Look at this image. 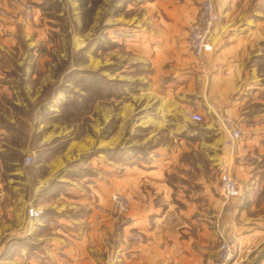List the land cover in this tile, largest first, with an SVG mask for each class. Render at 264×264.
<instances>
[{"label": "crops", "instance_id": "1", "mask_svg": "<svg viewBox=\"0 0 264 264\" xmlns=\"http://www.w3.org/2000/svg\"><path fill=\"white\" fill-rule=\"evenodd\" d=\"M182 1L169 9L167 0H144L140 9H122V21L119 16L109 21L128 35L122 47L133 55L132 62L144 65L139 78L147 84L139 103L123 107L129 115L138 105L139 114L124 119L121 137L128 138L127 125L148 131L142 141L154 146L147 159L116 169V134L103 128L115 117L114 103H98L88 142L94 154L73 165L75 144L70 155L57 154L31 168L44 170L42 178L14 182L13 167L7 181L0 178V264H211L228 230V213L244 221L264 186V169L258 174L264 157V74L259 70L264 9H242L245 0L239 8L241 0H218L212 51L201 71L187 41L196 7ZM3 32L11 35L14 22L0 18L2 39ZM7 70L0 69V104L2 95L14 104ZM190 111L203 121L191 119ZM226 119L241 130L231 143ZM229 163L242 189L235 207L219 192L220 167ZM115 189L130 200L129 213L119 223L108 216ZM28 206L41 215L31 218ZM130 229L141 231L145 242L129 241ZM262 236L242 233L236 259Z\"/></svg>", "mask_w": 264, "mask_h": 264}, {"label": "rangeland", "instance_id": "2", "mask_svg": "<svg viewBox=\"0 0 264 264\" xmlns=\"http://www.w3.org/2000/svg\"><path fill=\"white\" fill-rule=\"evenodd\" d=\"M189 1L196 7L197 17L203 2L207 0ZM209 1L219 19L218 0ZM142 2L144 0H0V9L5 12L0 14V18L14 22V32L11 35L3 32V39L7 37L9 40L3 42L0 38V69H8V80L14 83V104L11 98L4 95V104H0L2 182L8 180L7 174L11 167L14 168V182L23 183L27 177L42 178L44 170L34 171L31 168L40 162L45 165V162L57 154L70 155L75 144L81 149H74L76 158H73V165L74 161H82L84 156L94 154L88 142L92 134V123L97 117L96 106L98 103L106 104L107 101L114 103L115 117L103 128L106 131L109 128V131L116 134V169H121L124 164H139L147 159L148 151L154 146L152 141H142L148 131L136 127L132 129L127 125L124 133L128 138L122 141L121 137L124 119L138 117L139 114L138 105L133 109L135 115L133 111L126 114L123 107L139 103V91L147 84L144 79L139 78L144 73V65L132 62L133 55L126 53L122 47L123 40L128 35L121 25L109 23L117 16L122 21V9H140L139 3ZM181 2L183 1L167 0L165 4L169 9H174ZM241 2L242 0L237 3L238 8L242 6ZM254 6L256 9H264V0H245L241 8L252 9ZM21 17L24 21L20 20ZM196 17L187 25V30ZM259 46L260 56L264 57V40ZM114 49L119 55H108ZM206 54L199 59L193 54L201 71L205 69L203 61ZM123 55L126 61L130 57V62L124 61ZM259 63V70L264 74V60ZM227 121L226 119L225 122ZM234 127L241 135L236 123ZM79 150H83V153H77ZM26 156L30 157L29 162L25 160ZM231 164L229 163L232 173ZM259 166L258 174L261 177L264 157ZM260 189L257 200L248 208L244 221L228 213L230 222L228 221L225 234L234 235L239 243L242 233L253 232L256 237L263 236L250 241L246 252L225 264H231L235 259L234 264H264V186ZM113 192L123 194L129 202L128 211L114 220L110 215L109 198L108 216L119 223L129 213L130 200L120 189ZM241 197L226 202L235 207L232 202ZM29 207L38 210L33 206ZM38 211L37 216L30 217L41 215V210ZM230 224L233 227H229ZM137 233L143 237L140 242L127 237L135 245H141L145 242L141 231L130 229L128 234ZM218 246L219 241L211 264H215Z\"/></svg>", "mask_w": 264, "mask_h": 264}, {"label": "built area", "instance_id": "3", "mask_svg": "<svg viewBox=\"0 0 264 264\" xmlns=\"http://www.w3.org/2000/svg\"><path fill=\"white\" fill-rule=\"evenodd\" d=\"M4 11L0 9V14ZM5 13V12H4ZM218 19V13L213 9L212 4L209 0L204 1L202 8L197 15L193 23L188 27L187 30V41L189 48L192 53L198 59L204 54L212 51L211 33L215 22ZM189 116L194 121H203L202 115L190 111ZM228 129L230 130V137L228 143L239 138V130L234 127V123L230 120L227 121ZM25 160L30 161V157L26 156ZM219 192L225 201L237 199L242 196V189L238 181L234 178L231 173V169L228 165L223 164L220 167L218 175ZM111 209L110 215L112 219L117 220L122 217L129 208V202L127 198L118 192H113L110 195ZM38 210H34L32 207L28 208V214L30 216H37ZM129 238L140 242L143 237L141 234H128ZM240 246L239 241L234 235H221L219 239L218 252L215 258V264H225L232 260L236 251Z\"/></svg>", "mask_w": 264, "mask_h": 264}]
</instances>
